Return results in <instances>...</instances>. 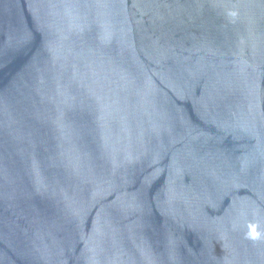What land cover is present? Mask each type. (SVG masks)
<instances>
[{
  "label": "water",
  "instance_id": "1",
  "mask_svg": "<svg viewBox=\"0 0 264 264\" xmlns=\"http://www.w3.org/2000/svg\"><path fill=\"white\" fill-rule=\"evenodd\" d=\"M0 264H264V0H0Z\"/></svg>",
  "mask_w": 264,
  "mask_h": 264
}]
</instances>
